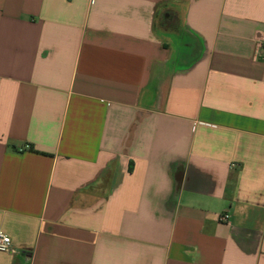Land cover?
Instances as JSON below:
<instances>
[{"label":"crops","instance_id":"obj_1","mask_svg":"<svg viewBox=\"0 0 264 264\" xmlns=\"http://www.w3.org/2000/svg\"><path fill=\"white\" fill-rule=\"evenodd\" d=\"M263 39L264 0H0V264H264Z\"/></svg>","mask_w":264,"mask_h":264},{"label":"built area","instance_id":"obj_2","mask_svg":"<svg viewBox=\"0 0 264 264\" xmlns=\"http://www.w3.org/2000/svg\"><path fill=\"white\" fill-rule=\"evenodd\" d=\"M257 60L264 61V39L257 42ZM221 222H228L229 215L223 214L219 217ZM13 251L12 242L8 235L0 231V252L11 253Z\"/></svg>","mask_w":264,"mask_h":264}]
</instances>
